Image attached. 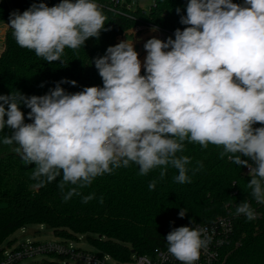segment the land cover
I'll return each instance as SVG.
<instances>
[{"label": "clouds", "instance_id": "1", "mask_svg": "<svg viewBox=\"0 0 264 264\" xmlns=\"http://www.w3.org/2000/svg\"><path fill=\"white\" fill-rule=\"evenodd\" d=\"M106 20L97 0H60L13 11L7 25L19 47L51 64L64 62L66 48L98 39L108 30ZM180 23L186 27L174 39L147 40L143 63L133 42L109 46L94 60L103 87L67 93L61 85L77 82L62 79L44 95H0V131H12L2 142L18 145L21 159L35 165L31 178L38 187L62 175L61 191L75 186L66 201L98 176L132 163L140 175L162 168L161 178L171 166L177 183H190V158L178 153L195 142L222 146L221 158L247 167L251 196L264 204V0H188ZM21 105L30 109L31 123ZM186 213L181 208L179 217ZM235 214L256 218L248 201ZM210 239L203 228H174L167 251L180 264H195Z\"/></svg>", "mask_w": 264, "mask_h": 264}, {"label": "trees", "instance_id": "2", "mask_svg": "<svg viewBox=\"0 0 264 264\" xmlns=\"http://www.w3.org/2000/svg\"><path fill=\"white\" fill-rule=\"evenodd\" d=\"M11 1L22 13L34 2H44L49 7L60 2ZM152 1L147 11L139 7V0H125L135 7L127 10L124 3L121 13L100 6L107 17L105 29L108 30L102 31L98 39L89 38L77 50L66 48L63 63L50 64L37 57L33 50L19 47L9 28L4 40L5 51L0 56V95L15 91L26 96L44 95L62 79L77 82L75 86L61 85L67 93L82 91L84 87H103L94 60L103 56L109 46H115L119 36L141 25L172 32L186 27L180 18L186 15L188 0ZM97 3L106 6L108 0H97ZM177 8L181 10L179 14ZM10 14L7 0H0V24H7ZM21 111L25 113V122L31 123L27 119L30 109L21 105ZM11 135V129L0 131V262L8 238L31 225L47 226L63 240L84 236L97 254L128 263L133 254L149 255L156 248L167 246L166 236L174 228L195 227L218 216L231 215L235 239L240 245L230 253L226 264H264V209L257 208L255 212L261 215L253 220L235 214L243 201H248L252 208L257 206L247 187L251 177L243 175L245 167L234 164L227 156L221 158L222 146L209 144L203 148L198 143L185 142L184 151L178 155L190 158L186 166L190 183H177L174 177L178 170L171 166L161 178L162 168L140 175L139 166L132 163L98 176L89 186L78 188L79 195L65 201L64 195L75 186L66 185L61 191V175L38 187V182L31 178L35 165L21 159L16 152L18 145L2 142L5 136ZM197 162L203 164L199 171L195 170ZM152 181L156 182L155 188L150 190ZM89 195L94 198L84 203L83 197ZM181 208L187 211L183 218L179 217Z\"/></svg>", "mask_w": 264, "mask_h": 264}, {"label": "built area", "instance_id": "3", "mask_svg": "<svg viewBox=\"0 0 264 264\" xmlns=\"http://www.w3.org/2000/svg\"><path fill=\"white\" fill-rule=\"evenodd\" d=\"M124 3L125 0H108L107 7L98 4L101 7L121 13ZM134 7V3L126 4L127 10H132ZM152 28H156L157 30L152 31ZM130 31L149 33V39L155 37L164 41L170 36L174 39L175 33L150 25H141ZM243 175L250 177L247 167H245ZM254 204V206H257L253 208L255 211L259 207L264 209V204H259L256 201ZM260 215V213L259 215L256 213L255 219L259 218ZM193 228H203L205 235L211 238L207 247L201 250L200 258L195 264H226L230 253L240 245V242L235 239V223L231 215L218 216L211 222L196 225ZM20 231L24 234L25 228H22ZM83 238L84 236H79L77 240H62L57 243L43 244L27 239L14 249L11 246L7 249L5 247L4 258L0 264H25L29 259L39 255H52L65 261L60 264H68L69 260L82 261L86 264H109L110 261H114L109 255H99L95 251L89 253L78 248L76 243L80 242ZM130 262H134L135 264H180L179 261L168 253L167 246L156 248L149 255L138 256L133 254ZM46 263L51 264V262Z\"/></svg>", "mask_w": 264, "mask_h": 264}, {"label": "rangeland", "instance_id": "4", "mask_svg": "<svg viewBox=\"0 0 264 264\" xmlns=\"http://www.w3.org/2000/svg\"><path fill=\"white\" fill-rule=\"evenodd\" d=\"M7 2L10 5V12L11 13L13 11H19L13 7L11 0H7ZM152 3H153L152 0H139L138 5L143 10L147 11L149 9V7L152 5ZM20 13H22V12H20ZM8 29H9V27L7 24H5V25L0 24V56L5 51V45L3 43V40H5V35H6ZM121 39L122 38H120V36H119L116 40V44L121 42ZM140 41H141V39H139L137 43H140ZM136 51H138V50H136ZM14 145H16V144L14 143ZM27 239H29L32 242L41 243V244H43V243H57V242H60L63 240L60 237L56 236L53 233V231L47 226L31 225V226H28L25 228L24 234H22L21 231H17L12 236H10L8 238V240L6 241V243L4 244V246L6 247V249L9 248L8 243L10 242L11 248L14 249V248L18 247L21 243L26 241ZM76 246L85 252L91 253V252L95 251V249L88 243L86 237H84L80 242H77ZM45 261L51 262V264H60L61 262H65L64 260H61L60 258H58L56 256L39 255L37 257L29 259L28 261L25 262V264H47ZM68 264H86V263L82 262V261L69 260ZM109 264H135V263L134 262L119 263L116 261H110Z\"/></svg>", "mask_w": 264, "mask_h": 264}, {"label": "crops", "instance_id": "5", "mask_svg": "<svg viewBox=\"0 0 264 264\" xmlns=\"http://www.w3.org/2000/svg\"><path fill=\"white\" fill-rule=\"evenodd\" d=\"M120 38H122L121 39V42L122 41H126V40L128 42H133V45H134L135 50H138L137 52L140 55L139 56V59L147 54L146 51H145V49H144V44L149 39V33H144L143 32V33H139V34L137 33L136 34V32H134V31H129L126 34L121 35ZM139 39H141V41H140V43H137Z\"/></svg>", "mask_w": 264, "mask_h": 264}, {"label": "bare ground", "instance_id": "6", "mask_svg": "<svg viewBox=\"0 0 264 264\" xmlns=\"http://www.w3.org/2000/svg\"><path fill=\"white\" fill-rule=\"evenodd\" d=\"M146 55H147V54H146ZM146 55L140 58V60H141L142 63H143V61H144Z\"/></svg>", "mask_w": 264, "mask_h": 264}]
</instances>
